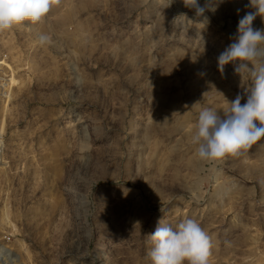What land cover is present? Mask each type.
<instances>
[{
    "label": "rangeland",
    "instance_id": "rangeland-1",
    "mask_svg": "<svg viewBox=\"0 0 264 264\" xmlns=\"http://www.w3.org/2000/svg\"><path fill=\"white\" fill-rule=\"evenodd\" d=\"M208 2L202 22L183 0H59L0 31V264H151L158 222L186 218L210 264H264V138L219 161L191 142L250 87L217 61L250 0Z\"/></svg>",
    "mask_w": 264,
    "mask_h": 264
},
{
    "label": "clouds",
    "instance_id": "clouds-1",
    "mask_svg": "<svg viewBox=\"0 0 264 264\" xmlns=\"http://www.w3.org/2000/svg\"><path fill=\"white\" fill-rule=\"evenodd\" d=\"M183 2L195 11L197 18H203L202 22L208 21L205 12L215 11L218 6L208 0L203 7L198 0ZM58 3L59 0H0V31L25 21L37 24ZM249 7L254 11L239 20L234 41L217 61L221 72L231 63L237 73H248L250 87L245 91V102L241 103L245 96L237 94L222 115L211 107L199 112L191 142L197 146L196 155L203 161L240 155L264 138V28L253 27L257 16L264 18V0H250ZM38 40L45 44L50 42V37L39 34ZM149 237L153 247L146 255L151 264H210V237L194 219L186 218L175 228L159 221Z\"/></svg>",
    "mask_w": 264,
    "mask_h": 264
},
{
    "label": "bare ground",
    "instance_id": "bare-ground-1",
    "mask_svg": "<svg viewBox=\"0 0 264 264\" xmlns=\"http://www.w3.org/2000/svg\"><path fill=\"white\" fill-rule=\"evenodd\" d=\"M0 63H2V62H0ZM12 79H9V81H8V83L7 84H9V83H12ZM4 93H5V96H8L9 95V91H8V89H6L5 91H4ZM3 129H4V126L2 125L1 127H0V132H3ZM200 160V159H199ZM187 164L189 165V166H191V168H193V170H199L200 169V162H196V161H193V160H188L187 161ZM1 249H4V247H1ZM0 249V250H1ZM3 251V250H2ZM6 251V250H5ZM6 254L8 255V259L9 260H15L14 259V255L11 253V252H9V251H7L6 252Z\"/></svg>",
    "mask_w": 264,
    "mask_h": 264
},
{
    "label": "built area",
    "instance_id": "built-area-1",
    "mask_svg": "<svg viewBox=\"0 0 264 264\" xmlns=\"http://www.w3.org/2000/svg\"><path fill=\"white\" fill-rule=\"evenodd\" d=\"M2 79V81H0V85L6 83V81ZM4 148H5V141H4V137L2 135H0V163L2 162V157H3V153H4Z\"/></svg>",
    "mask_w": 264,
    "mask_h": 264
}]
</instances>
